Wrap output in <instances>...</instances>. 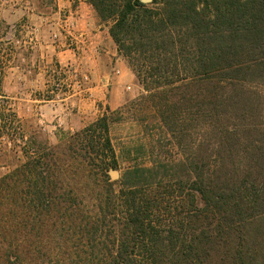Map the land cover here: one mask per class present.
Masks as SVG:
<instances>
[{"label":"rangeland","instance_id":"1","mask_svg":"<svg viewBox=\"0 0 264 264\" xmlns=\"http://www.w3.org/2000/svg\"><path fill=\"white\" fill-rule=\"evenodd\" d=\"M45 7L57 8V3L0 0V177L27 157L44 155L49 161L42 169L58 175L54 159L62 157L72 180L58 183L66 188L64 199L78 209L80 220L93 221L95 200L111 192L103 185L104 164L90 161L96 152L102 155L96 145L100 133L94 134L93 144L82 142L78 133L107 115L118 160L117 168L106 169L113 196L121 189L152 196L162 204L155 219L163 228L169 206L173 216L180 212L186 222L197 211L189 196L199 194L200 175L211 189L247 181L257 200L247 221L234 226L232 244L234 250L242 248L252 264H264V60L247 56L244 62H251V67L230 79L197 74L189 66L188 53L177 57L178 70L171 55L139 54L143 60L153 59L154 66L163 62L154 74L162 76L164 84L147 88L109 31V43L90 56L93 63L74 56L84 54L86 38L72 24L52 31L50 55H41V49L36 55L30 43L34 33L28 28L35 22L31 12ZM8 10H18L19 15L5 20ZM98 18L107 31L109 23ZM60 35L68 39L64 48L57 47ZM64 49L73 57H63ZM106 212L104 220L105 215L99 216L106 226L91 235L113 249L119 215L112 209ZM188 230L185 223L183 231ZM232 244L218 247L209 264H235ZM50 249L45 245L42 253Z\"/></svg>","mask_w":264,"mask_h":264},{"label":"trees","instance_id":"2","mask_svg":"<svg viewBox=\"0 0 264 264\" xmlns=\"http://www.w3.org/2000/svg\"><path fill=\"white\" fill-rule=\"evenodd\" d=\"M88 1L100 19L109 23L110 36L147 88L164 84L163 77L154 74L163 62L154 66L153 59L143 60L139 54L171 55L178 70L177 57L188 53L189 66L197 74L230 79L251 67V62H244L247 56L264 60V0ZM96 132L102 155L96 152L90 161L100 159L104 164L103 185L110 187L111 195L95 200L93 221L80 220L78 209L64 199L66 188L58 183L72 180L62 157L54 159L58 175L42 169L49 161L44 155L29 156L0 177V264H209L218 247L232 244L234 226L251 216L256 197L247 181L238 187L211 189L203 185L200 175L199 194L189 196L197 211L186 222L180 212L173 216L174 208L169 206V221L161 228L155 214L162 204L152 196L138 189H121L113 196L106 169L117 168L118 160L107 115L78 136L93 144ZM75 161L79 166L84 162L80 157ZM110 209L119 215L113 249L91 235L106 226L99 216L105 215L104 220ZM45 245L53 249L43 254ZM232 258L235 264H252L242 248H235Z\"/></svg>","mask_w":264,"mask_h":264},{"label":"crops","instance_id":"3","mask_svg":"<svg viewBox=\"0 0 264 264\" xmlns=\"http://www.w3.org/2000/svg\"><path fill=\"white\" fill-rule=\"evenodd\" d=\"M55 1L57 3V8L45 7L42 9H35L31 12V15L34 16L33 19L35 22H33L30 28L25 24H20L22 28L27 27L29 30L32 28L34 34H32L30 43L35 49L36 55L38 49L42 50L41 55H44V53L50 55L49 53H52L51 43L54 42L51 37L52 31L60 28L64 29V25L72 24L75 26V29L80 36H84V40L86 38V41L83 42L85 46V48L83 46V49H85L84 54L77 52L74 53V56L81 58L83 55L84 58L90 61L89 63H93L94 61L90 60V56H94L95 52L97 54V50H103L104 46L109 43V37L106 36L109 29L106 31L105 27H103L104 25L100 24L98 15L88 0ZM4 13L5 20L14 19V16L19 15L18 10H8ZM67 41L68 39L65 35L64 37H61L60 35L57 47H66ZM45 47H47L46 50H44ZM62 55L63 57H73L70 50L67 49L62 51Z\"/></svg>","mask_w":264,"mask_h":264},{"label":"water","instance_id":"4","mask_svg":"<svg viewBox=\"0 0 264 264\" xmlns=\"http://www.w3.org/2000/svg\"><path fill=\"white\" fill-rule=\"evenodd\" d=\"M142 2H144V3H150V2H152L153 0H141Z\"/></svg>","mask_w":264,"mask_h":264}]
</instances>
